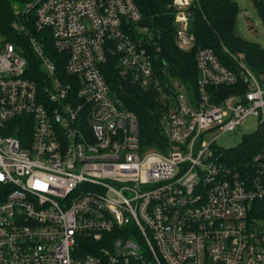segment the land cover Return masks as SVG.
Wrapping results in <instances>:
<instances>
[{"label":"built area","instance_id":"built-area-1","mask_svg":"<svg viewBox=\"0 0 264 264\" xmlns=\"http://www.w3.org/2000/svg\"><path fill=\"white\" fill-rule=\"evenodd\" d=\"M193 1L171 4L185 51ZM33 9L79 79H61L32 38L44 75L27 76L26 58L0 34V264H264V152L247 178L217 143L248 116L264 130V80L244 54L230 52L236 71L200 48L193 90L133 39L135 0H35L16 29L30 33ZM110 58L122 78L163 92L165 150L142 147L137 115L102 70ZM240 81L246 90L213 98L212 87ZM19 116L21 137L6 134Z\"/></svg>","mask_w":264,"mask_h":264},{"label":"trees","instance_id":"trees-1","mask_svg":"<svg viewBox=\"0 0 264 264\" xmlns=\"http://www.w3.org/2000/svg\"><path fill=\"white\" fill-rule=\"evenodd\" d=\"M29 1L31 0H0V34L5 40L13 43L26 58L28 62L26 75L31 78L44 75L41 60L30 43L32 32L43 43L46 53L57 65V72L61 79L66 81L79 79L66 72L67 54L56 49L50 28L37 31L30 25L31 29L28 31L30 33H27L14 27L16 21L23 19L22 10ZM135 1L142 12V19L137 25L146 27L149 34L146 37L145 33L137 31L136 36L135 33L133 35L139 38L143 36V43L146 47H150L156 68H159L161 72L167 71L179 77L191 89H196L199 78L195 56L200 48H212L222 63L236 71H239V67L230 52L243 53L252 70L258 75L264 74V47L240 37L237 33L239 5L236 0H195L192 2L189 8L190 31L195 35V43L190 51L182 50L176 45L177 9L171 5L173 0ZM254 3L264 25V0H254ZM30 13L27 14L32 24L34 14ZM133 29L136 31L134 25ZM113 63L110 58L108 63L102 66V70L107 81L117 90L126 108L137 115L142 147L165 150L164 145L168 143V140L163 133L161 120L165 107L158 99V92L144 89L122 78ZM240 90H246L242 81L232 86H214L211 88V93L218 102L222 97ZM22 119L23 116L17 117L14 124L11 123L12 129L6 134L21 137V131H18L16 124ZM261 152H264V130L257 129L245 135L238 146L229 149L221 147V159L227 166L244 169L242 176L252 178L255 175L253 169L245 168L243 164L250 162L254 155Z\"/></svg>","mask_w":264,"mask_h":264},{"label":"rangeland","instance_id":"rangeland-1","mask_svg":"<svg viewBox=\"0 0 264 264\" xmlns=\"http://www.w3.org/2000/svg\"><path fill=\"white\" fill-rule=\"evenodd\" d=\"M33 1H35V0H31V1H29V3L33 2ZM236 1L238 2V5H239V12L237 15V33H238V35L240 37L246 39V40L256 42L259 45L264 47V25L262 24L261 18L259 16L257 8L255 6L254 0H236ZM29 3H27V4H29ZM25 12H27V11H25ZM25 12H24L25 25L29 29H31L30 25H32V27L36 28L35 22L37 21V17H35L36 13H34V9L31 10V13H30V14H34V16L32 18L33 19L32 24L30 23L31 22L30 16L27 14L25 15ZM27 16H29V17L27 18ZM137 24L134 25L136 28V31H134L133 26L131 28V31L133 34L135 33L134 34L135 36H136V32L138 31V28H142V26H139ZM49 30L51 33L52 29L50 28ZM40 31H42V30H40ZM144 33H145V36L147 37V34H149V30L147 32H143L142 34H144ZM51 34L53 36V32ZM30 36H31L30 37V43H32L31 38L34 40L40 41L38 38H36L32 34V32L30 33ZM135 36L133 37L134 40L139 38V37H135ZM53 39H54V36H53ZM175 41H176V45L179 47V45L177 43L176 35H175ZM55 46L57 47V45H55ZM191 47H193V46H191ZM196 65L198 68L197 60H196ZM255 74L257 75V77L264 80V74L258 75L256 72H255ZM142 88L146 89L145 86ZM153 92H158V99L160 100V102L165 107V110L163 111V114H165V111L167 109V105H166L165 101L163 100V92L160 90H153ZM258 126H259L258 117L257 116H248L247 119L245 120V122L243 124L239 125L234 131L225 132L224 134L220 135L217 138V143L221 147H223L224 149L236 147L242 142L245 135H248L250 133L257 131ZM217 134H218L217 131H211V132H208L206 134V137L208 139H211V138L215 137ZM257 154H259V153H257ZM256 155H254V157L250 160V162L243 164L245 166V168L253 169L254 174H257L258 173L257 168L261 167V166H258V162L256 160ZM234 169L241 176L244 174V169L237 168V167H234Z\"/></svg>","mask_w":264,"mask_h":264}]
</instances>
